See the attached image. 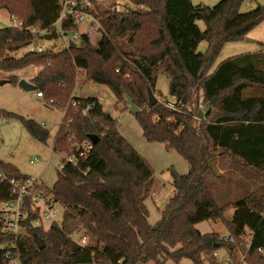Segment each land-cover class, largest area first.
<instances>
[{
    "label": "trees",
    "instance_id": "trees-1",
    "mask_svg": "<svg viewBox=\"0 0 264 264\" xmlns=\"http://www.w3.org/2000/svg\"><path fill=\"white\" fill-rule=\"evenodd\" d=\"M128 1L137 8L112 12L93 2L89 12L101 24L97 46L85 34L83 47H50L20 56L37 40L58 38L54 26L63 0H0V11L17 22L0 28V81L18 86L19 72L40 69L30 83L47 106L64 111L55 153L69 152L90 136L99 138L78 167L66 164L52 188L42 186L62 206L61 223L48 230L35 227L39 215L29 208L26 232L16 235L6 232L0 220V264L11 259L23 264H180L184 259L204 264L205 258L217 263L214 253L221 250L236 264H264V187L220 206L206 180L221 157L264 177V53L231 57L211 71L225 44L244 41L264 22V6L242 13L243 0H221L213 7L192 0ZM59 27L66 34L79 25L69 18ZM125 38L127 48L120 44ZM202 42L208 44L204 53L198 51ZM79 71L87 81L107 86L117 104L127 105L129 97L139 109L134 116L144 139L175 150L189 164L186 175L170 169L174 195L155 224L146 205L154 170L98 98L75 96ZM160 75L170 80V100L153 106L148 90L157 93ZM196 92L203 106L211 105L203 118L189 108ZM0 117L20 120L34 139L48 143L49 131L35 121L4 110ZM30 179L0 161V204L17 199L16 185ZM206 221L222 222L229 236L202 234L197 225ZM77 235L87 240L85 247L75 241ZM11 245L16 248L8 255Z\"/></svg>",
    "mask_w": 264,
    "mask_h": 264
},
{
    "label": "rangeland",
    "instance_id": "rangeland-1",
    "mask_svg": "<svg viewBox=\"0 0 264 264\" xmlns=\"http://www.w3.org/2000/svg\"><path fill=\"white\" fill-rule=\"evenodd\" d=\"M97 1L103 10L112 11L111 8L116 4V1L120 2L122 10L126 7L135 9V6L128 0ZM219 1L221 0H192V4L213 7ZM259 5L264 6V0H243L240 11L246 13L256 9ZM198 25L202 30L205 29L203 22L199 21ZM12 26H15L13 19L5 11H0V28ZM100 27V22H95L92 18L86 17L85 21L79 24L78 31L76 32L78 38L74 43L79 47H83L82 36L87 34L89 35L91 43L97 46L101 39V33L98 31ZM57 31L59 33L57 39L37 40L28 49L20 52L19 55L21 56L28 51L35 50L37 46L43 49L52 47L56 50L65 48L66 41L72 40L75 32L62 34L59 25L57 26ZM245 39L256 42H246ZM245 39L244 41L225 44L211 71L218 64L231 57L251 52L261 51L264 53V22L251 31ZM120 44L124 48H127V39L121 40ZM207 47V42H202L198 47V51L204 53ZM39 71L40 69L38 67H30L28 70L19 72L18 76L30 82L31 77ZM169 82V78L165 75L158 77L157 93L155 94L158 100H170ZM35 93L26 92L12 84L0 86V110L35 121L39 125L44 124L50 133L48 143L43 144L34 139L20 120L12 118L5 121L4 117H0V161L17 166L24 175L39 180L46 187L52 188L57 180L58 171L62 163V155L55 153L52 146L62 122L64 111L47 106L46 104H41L37 100ZM74 93L77 97H102L104 111L117 120L121 135L153 168L154 183L151 194L146 200V205L149 210V221L151 224H155L160 220L161 212L174 195L170 169L174 168L179 174L186 175L189 172L188 162L175 150L166 149L164 144L148 143L143 137L142 129L135 116L130 112L128 104H117L112 91L105 85L87 81L84 71H79ZM205 107L202 103L201 94L199 92L193 94L189 108L200 111ZM36 160L38 162H35ZM31 161H34V164H31ZM213 166L214 170L206 175V180L220 206L237 202L264 187V177L258 175L253 170L243 168L228 157L218 158ZM54 209L57 212L54 220L57 223H61L64 210L59 204L55 205ZM233 214L234 211L231 210L225 216L227 219H230ZM49 224L45 223L47 228ZM197 229L202 234L218 233L222 237L229 236L228 231L220 221L202 222L197 225ZM79 237L77 235L74 238L79 239ZM224 253L223 250L220 251L217 263H212L209 258H205L204 264H222ZM147 264L155 263L149 262ZM180 264L194 263L191 260L184 259Z\"/></svg>",
    "mask_w": 264,
    "mask_h": 264
},
{
    "label": "built area",
    "instance_id": "built-area-1",
    "mask_svg": "<svg viewBox=\"0 0 264 264\" xmlns=\"http://www.w3.org/2000/svg\"><path fill=\"white\" fill-rule=\"evenodd\" d=\"M97 0H63L62 2V12L60 14L59 20L54 26L57 27L58 25L69 19L72 18L76 24H80L85 21L86 17L92 18L95 22L97 21L95 16L90 13V10H93V2ZM118 3V4H117ZM131 8V7H130ZM137 7L135 6V9ZM112 11L114 12H121L120 2L116 1V4L112 6ZM17 23L16 21H13ZM64 34V33H62ZM78 38L77 33L75 32L73 35L72 40L66 41V46L69 47L70 42L76 41ZM35 50L39 53L45 51L40 46H37ZM38 73V72H37ZM36 73V74H37ZM26 80V79H25ZM37 100L41 104H45L44 95L42 92L35 93ZM98 101L102 103L103 98H98ZM75 106V103L72 104ZM90 109V106L87 107V110ZM7 121V118H4ZM45 128V125H41ZM94 145L90 140L84 142L83 144L77 145L76 147L72 148L69 152L60 153L62 155V163L60 165V170L64 168L66 164L72 165L74 167H78L79 163L85 160L90 153L92 152ZM35 162H38L36 160ZM34 164V161L30 162ZM86 174V173H85ZM13 183V182H12ZM43 183L39 180L30 179L25 184H17L16 188L18 189L19 195L18 198L0 204V220L4 223L6 232H11L13 234L19 235L26 232V227L24 224L29 220L30 213L28 209L30 208L32 212H37L39 218L34 221V226L43 228L44 230H48L55 222V217L57 215L56 210L54 209L55 205H58L54 202L51 195L46 194L44 190H42ZM30 207H29V205ZM45 223H50L48 228L46 227ZM232 240V238H229ZM75 241L82 247L87 245V240L85 238L75 239ZM16 248L15 245H11L8 247L9 253L11 255L12 251ZM259 252H262V249H258ZM220 252L214 253V258L218 260ZM9 264H23L19 259H11ZM222 264H236L232 257L227 253H224L223 256V263Z\"/></svg>",
    "mask_w": 264,
    "mask_h": 264
},
{
    "label": "water",
    "instance_id": "water-1",
    "mask_svg": "<svg viewBox=\"0 0 264 264\" xmlns=\"http://www.w3.org/2000/svg\"><path fill=\"white\" fill-rule=\"evenodd\" d=\"M246 42H250V43H255L256 41L254 40H250V39H245ZM70 48H76L77 45L74 42H70L69 45ZM5 84H8V81L3 80L0 81V86H4ZM18 87L21 88L22 90L26 91V92H36L37 88L35 85H33L32 83H30L29 81L25 80V79H21L18 82ZM148 95H149V100L151 105H156L158 102V98L153 94V92L151 90H148ZM127 104L130 108V112L133 115H136L139 112V109L135 106V104L133 103V101L128 97L127 98ZM211 110V105H207L205 108H203V110H200L198 112V116L199 118H203L205 115H207ZM89 140L92 142L93 145H95L99 138L97 136H90Z\"/></svg>",
    "mask_w": 264,
    "mask_h": 264
},
{
    "label": "crops",
    "instance_id": "crops-1",
    "mask_svg": "<svg viewBox=\"0 0 264 264\" xmlns=\"http://www.w3.org/2000/svg\"><path fill=\"white\" fill-rule=\"evenodd\" d=\"M251 53H253V52H251ZM201 94V93H200Z\"/></svg>",
    "mask_w": 264,
    "mask_h": 264
}]
</instances>
